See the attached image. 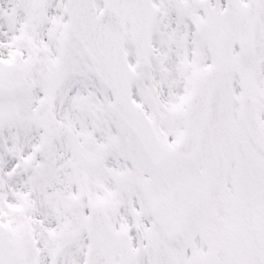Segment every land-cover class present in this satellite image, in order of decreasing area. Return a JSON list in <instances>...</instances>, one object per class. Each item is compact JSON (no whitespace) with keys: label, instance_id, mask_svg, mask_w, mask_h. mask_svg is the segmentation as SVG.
Segmentation results:
<instances>
[{"label":"snow or ice","instance_id":"6c2138e0","mask_svg":"<svg viewBox=\"0 0 264 264\" xmlns=\"http://www.w3.org/2000/svg\"><path fill=\"white\" fill-rule=\"evenodd\" d=\"M0 264H264V0H0Z\"/></svg>","mask_w":264,"mask_h":264}]
</instances>
